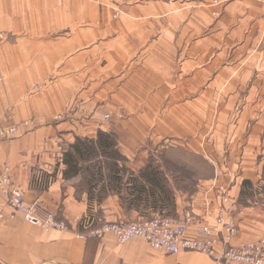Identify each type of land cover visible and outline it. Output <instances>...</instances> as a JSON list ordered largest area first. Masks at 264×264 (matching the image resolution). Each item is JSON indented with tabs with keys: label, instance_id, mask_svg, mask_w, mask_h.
Returning <instances> with one entry per match:
<instances>
[{
	"label": "crops",
	"instance_id": "0c3cea01",
	"mask_svg": "<svg viewBox=\"0 0 264 264\" xmlns=\"http://www.w3.org/2000/svg\"><path fill=\"white\" fill-rule=\"evenodd\" d=\"M200 1L0 0V121L11 115L37 129L0 142V176L9 171L28 200L86 217L90 229L133 221L142 216L125 206L134 196L122 204L67 187L65 156L112 131L125 159L144 162L132 177L146 185L141 167L160 157L140 150L156 139L203 160L228 188L236 244L263 239L264 5L235 0L215 18ZM156 172L198 220L186 238L215 224V194L207 203L198 189L181 202L177 176ZM7 201L0 195V264H223L196 252L170 256L141 239L121 245L111 235L82 240L77 228L45 231L10 219Z\"/></svg>",
	"mask_w": 264,
	"mask_h": 264
},
{
	"label": "built area",
	"instance_id": "2783aa9c",
	"mask_svg": "<svg viewBox=\"0 0 264 264\" xmlns=\"http://www.w3.org/2000/svg\"><path fill=\"white\" fill-rule=\"evenodd\" d=\"M263 1L264 0H259ZM7 41V35L0 31V43ZM12 116H6L0 121V141L15 139L20 131H29L34 127L32 121L11 123ZM8 173L0 177V194L5 196L9 208L12 210L10 219L21 215L29 225L39 227L45 231H68L65 219H59L55 214L43 210L39 202L26 200L23 192L13 187ZM216 198L220 208L213 226L202 225L198 227V237L186 238V233L198 220L190 211L176 217L156 215L146 221H116L101 224L90 229L87 219L79 227L84 229L78 237L82 240L101 239L107 235L115 238L118 244H126L136 239L144 240L152 248L161 249L167 255H178L183 251L198 252L209 255L216 262L223 264H264V238L256 242H247L233 245L235 235L239 233V226L226 209L229 203L228 188L217 186ZM43 211V212H42ZM222 244L219 248L218 244Z\"/></svg>",
	"mask_w": 264,
	"mask_h": 264
},
{
	"label": "rangeland",
	"instance_id": "374dc122",
	"mask_svg": "<svg viewBox=\"0 0 264 264\" xmlns=\"http://www.w3.org/2000/svg\"><path fill=\"white\" fill-rule=\"evenodd\" d=\"M233 1L235 0H202L200 2L209 8L215 9L216 11L213 12V16L215 18H219L221 14H223V12L225 11V8L228 6V4H230ZM254 1H258L259 3L263 2L259 0H254ZM262 4L264 5V3ZM37 89L38 87H35V90ZM109 119H110V116L104 115L102 118V121L107 122V121H110ZM28 121H32L34 124H36L34 120H28ZM35 130L37 129H36V126L34 125V127L29 131H25V132L20 131L18 133L17 138L23 135H27L31 132H34ZM103 134L109 137L108 142L111 144V149L106 150L108 154H104V152L101 151L100 143H99L101 136L99 137L98 141H96L97 144H94L93 146L94 148H96L94 149L95 152L93 151L92 146H90L87 143L89 142V140L83 139L81 143L83 144L82 150H84L85 154L79 157V162H78L79 167L77 169V171L79 172H77V174H73V172L71 171L68 172L67 176H69L70 178H68L69 180H67L68 181L67 187H69L73 192L77 190L78 194H81L83 192L84 194L89 195V197L94 196L101 200L102 199L108 200L111 196L113 200H116V201L120 200L121 203L124 204L123 200L126 196L127 197L134 196V195H131V190H130L131 188L129 187L131 184H134L133 178H132V173L134 172L133 170L139 168L138 165L142 166L144 162H132V161H129L128 159H125L121 155L122 151L124 150L123 148L120 147L118 135L112 131H106V133H103ZM13 140L14 139H11V140L6 139L3 142H10ZM88 150H91V151H89L88 153ZM140 152L144 154L148 153L149 155H153V156H156L158 154V156L160 157L159 161H155L153 159V161H149L147 162V164H145V166L141 167L142 170H146V173L144 174H148L150 171L154 172V170L160 167H163L164 169L171 170L170 175L173 174V176H177L176 179H177L178 184H176V182L175 184L177 185L178 190H180L181 194H179V196L181 198V202L183 201L187 202L188 200H191V198H193L196 195V192L198 191V189H199L198 192L201 193V199L205 200V202L210 203L211 201L209 200V198L213 194H215V198H216L215 190L218 189L217 186H221L220 184H218L219 178L218 176H216V174H214V171L211 168H209L203 160L197 157L195 158L188 157V155L186 153L184 154L183 151L175 150L173 148H167L163 146V144H161L159 141H156V139L151 140L150 145H145L143 148H141ZM6 173H8L10 177L9 171H6L5 173H3V175ZM3 175H1L0 177H2ZM140 184H141V181H140ZM161 185H165V184L162 183ZM164 188L166 189V186ZM158 195H159L158 200H160L161 202H163L164 200L165 202L163 204L164 211L163 212L158 211V212H155V214H152L151 212H149V214H145L144 217L138 216L141 218L134 219L133 220L134 222L146 221L147 219L154 218L156 215L176 217L179 214L184 213V212H188V211L192 212V210L188 209V207L187 208L184 207V204H177L178 201H176L175 199V196H177V194L171 192L170 190H167V189L159 190ZM1 196L6 198L3 195ZM26 200L30 201L27 199V197H26ZM38 202L40 205H43L41 204L40 200ZM142 205L147 207L145 203H142ZM219 208H220V204L218 203V206L216 209V216L218 214ZM42 209L47 210L46 208H43V207ZM47 211L50 212L51 214H55L57 218L59 219H65L66 220L65 222L68 223L67 226H70L68 231L74 228L84 229L82 227H79V224H80L79 222L81 220L82 222H84L86 217H83V218H81V216L75 217L70 212L66 214L67 217H64L65 214L63 213L60 215L56 214L54 213L55 211L53 209L51 210L48 209ZM99 211L102 215H109L110 214L109 211H113V210L108 211V210L100 209ZM138 214L140 215L139 212ZM78 219H80L79 222H77ZM104 223H107V222H104ZM240 233H241V230L239 227V233L238 235H235V238H234L235 240L233 241V245L242 244V243H238V244L235 243L236 240L239 238ZM253 242H256V241H253ZM244 243H247V242H244ZM218 246L219 248L223 247L221 243H219ZM183 252H191V251H183ZM171 256H174V255H171Z\"/></svg>",
	"mask_w": 264,
	"mask_h": 264
},
{
	"label": "trees",
	"instance_id": "16d2710c",
	"mask_svg": "<svg viewBox=\"0 0 264 264\" xmlns=\"http://www.w3.org/2000/svg\"><path fill=\"white\" fill-rule=\"evenodd\" d=\"M108 136H106L105 134H101L99 143H100V148L101 151L104 152V154H108V152L106 150L111 149V144L108 142ZM90 146H92L93 151L94 148V144L92 143V141L87 142ZM82 143H78V148H75V152H77V155H75L74 153H70L67 154L65 156V161L66 164L69 167V171L73 172V174H77V169H78V162H79V157L81 155H84V150H82ZM91 148V149H92ZM91 150H88V153ZM95 152V151H94ZM90 155V154H89ZM93 155V154H91ZM68 171V172H69ZM67 172V174H68ZM133 178V182L134 184H131L129 187L131 188V195H134V199H132L131 203H126L125 202V206L131 209V210H135L136 212L141 213V215L144 217L145 214H149V212L151 213H155V212H163L164 208H163V204L165 203L164 200L163 202H161L160 200H158L159 198V190H166L163 186L161 185L164 181V179L159 178L158 173H154L151 172L150 174H141V178L143 179V181H145L146 185H142V182L140 184V179L137 178ZM148 183V184H147ZM162 197V196H161ZM142 203H145V205H147V207H145L144 205H142ZM124 210L127 212V208H124ZM142 210V212H141ZM144 213V215H143Z\"/></svg>",
	"mask_w": 264,
	"mask_h": 264
},
{
	"label": "bare ground",
	"instance_id": "6f19581e",
	"mask_svg": "<svg viewBox=\"0 0 264 264\" xmlns=\"http://www.w3.org/2000/svg\"><path fill=\"white\" fill-rule=\"evenodd\" d=\"M24 219V218H23Z\"/></svg>",
	"mask_w": 264,
	"mask_h": 264
}]
</instances>
